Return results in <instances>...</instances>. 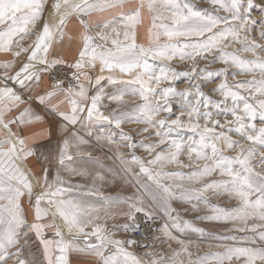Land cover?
<instances>
[{
	"label": "snow or ice",
	"instance_id": "snow-or-ice-1",
	"mask_svg": "<svg viewBox=\"0 0 264 264\" xmlns=\"http://www.w3.org/2000/svg\"><path fill=\"white\" fill-rule=\"evenodd\" d=\"M63 2L68 5L69 0ZM127 2L80 0L71 6L72 14L80 17L84 31L82 43L69 63L50 52L54 42L64 35L63 28L69 13L61 15L55 31L45 22L34 44L23 48L19 40L14 43V37L27 34L29 25H35L42 19L45 0H0V25H5L0 28V52H9L16 47L19 49L14 53L16 57L27 53L26 62L18 71L14 74L8 72L10 65L6 63L2 65L5 72L0 76L5 81L0 87V129L6 132L0 139V264H9V261L13 264H38L27 259L30 235L41 246L46 264H72V253L94 256L97 258L95 264H141L127 251V247L138 244L135 234L142 225L149 229L156 225V231L180 243L182 251L189 257L187 264H212L207 256L192 260L185 241L178 240L173 234V231H191L204 235L203 228L181 219L173 201L199 202L193 204V209L200 204L207 207L206 194L209 193L213 196L226 194L238 200L239 205L231 209L212 206L210 215L197 219L232 223L237 231L253 234L247 242L242 238L244 246H227L223 254H214L215 264H225L234 258L241 264H264V246H250L255 245L257 239L264 241V43L250 38L251 32L259 25L258 39L264 41V15L259 20L252 16L254 9L264 13V0L259 3L255 0H210L215 9L225 13L222 16L197 8L190 0H162L159 4L157 0H139L136 7L119 14V21L114 17L95 25L87 22L86 18L93 13L123 8ZM54 7L59 11L61 4L58 2ZM145 7L149 13H154V31L148 47L136 43L135 32L136 26L142 22L141 10ZM161 7L168 10V16L159 11ZM164 19L171 20V24L157 23ZM118 23L122 25L123 32L118 31ZM93 26L99 29L95 36L90 34ZM121 35L123 40L119 39ZM162 37L165 38L163 43ZM109 42L113 47H108ZM233 44L240 47L228 51ZM240 53H250L254 59H247ZM174 60L193 61L191 78L199 82L178 91L173 82L189 73L171 67ZM198 60H205L207 65L218 61L223 67L217 73L207 65L198 67ZM150 61L168 63L157 71ZM61 65L71 71L68 83L57 79L51 90L37 92L43 75ZM97 65L99 74L93 80L89 72ZM117 69L120 77L104 75L105 71L112 73ZM256 72L261 74V79H255ZM244 74H253V79L236 80L237 76ZM217 75L223 79L215 81L216 86L206 93L203 86L213 83ZM123 76L131 78L124 79ZM229 77L235 83H230ZM85 81L94 90L91 95ZM9 82L14 86H8ZM164 82L167 86L161 88ZM108 86L115 90L106 92ZM61 95L64 99L53 103ZM125 96H139L140 103L127 108L118 106L107 114L101 111L105 99L121 105ZM25 97L34 99L52 117L46 132L41 133L47 136L46 144L29 147L23 127L19 133L13 131L14 125H31L45 119L30 107H24L19 115L8 118L14 109L27 103ZM65 100L70 108L62 111L59 104ZM174 101L179 105V115L173 113ZM161 113L169 115L156 119ZM214 115L224 117L223 122ZM101 121L116 129L127 123L146 125L131 135L123 131L119 133L124 147L131 150L129 158L122 161L127 165L125 175L146 178L134 181L135 191L123 201L126 205L123 208L120 198L103 196L100 189L93 188L89 190L90 194L99 196L101 200L97 208L79 194L82 186L66 183L59 174L54 182L47 181L50 166L73 175L85 174L70 167L74 163L70 147L79 149L89 142L80 135L81 130L88 137H95L98 143H117L114 139L117 133L105 132L102 128L93 131ZM257 121L260 126H257ZM78 124L79 129L76 128ZM150 129H155L154 133ZM61 130L63 135L59 134ZM181 131L191 133L187 141L178 138ZM144 133L158 138L152 142L140 141L139 146L145 150L147 159L135 155L137 143L134 136ZM172 133H177V137ZM233 135L238 138L233 139ZM41 148L46 154L39 151ZM227 152H235L236 155L230 156ZM34 155L38 160L43 156L47 162L42 164L44 183L38 193L34 192L33 183L21 166V161H27ZM87 155L91 157L90 153ZM185 155L187 164L181 159ZM170 165L191 170H166ZM134 166L138 167V172L133 171ZM213 174L224 179L206 180ZM97 178L103 179L99 175ZM25 196L34 210V219L30 223L21 205V198ZM57 217L63 222L62 226L56 223ZM121 217L125 222L115 223ZM49 219L51 222L45 223ZM102 219L104 223H100ZM158 219L162 223L157 224ZM108 220L113 221L111 229L107 227ZM48 229L54 230L52 238L46 235ZM65 230L70 237L67 240ZM120 230L131 232L133 237L114 238ZM230 239L235 240V237ZM174 255L179 256V253ZM149 264L176 262L172 258L160 257L152 259ZM179 264L185 262L180 261Z\"/></svg>",
	"mask_w": 264,
	"mask_h": 264
},
{
	"label": "rangeland",
	"instance_id": "rangeland-1",
	"mask_svg": "<svg viewBox=\"0 0 264 264\" xmlns=\"http://www.w3.org/2000/svg\"><path fill=\"white\" fill-rule=\"evenodd\" d=\"M60 3L61 7L59 11L54 7L56 3ZM80 0H69L68 5H65L63 0H45V5L43 9L42 19L40 21V30L38 31V35L42 31L44 22H47L50 29L53 31L56 30L57 25L59 24L60 17L65 12L69 13L70 17H77L80 19L79 16L76 14H72V5L79 3ZM162 0H157V3H161ZM191 3H193L197 8L205 9L209 11L210 13L214 15H225L222 11H219L215 9L212 4L210 3V0H190ZM256 3H259L260 0H255ZM139 3V0H128L127 3L124 4L123 8L116 9L121 12H126L134 7L137 6ZM159 11L163 13L165 16H168V10L161 7L159 8ZM142 15V22L139 23L136 28V43L138 45H143L145 47H148L150 45L151 40V32L154 31L152 28V17L154 13H149L148 9L145 7L141 10ZM261 15H264V13H261L259 9H254L252 11V16L256 18L257 20L260 19ZM120 19V15H119ZM157 23H165V24H171V20L164 19L157 21ZM123 27L121 25L120 32H123ZM259 37V25L256 26V28L251 32L250 38H256L258 43H264V41H260L258 39ZM119 39L123 40V36L121 35ZM36 40V39H35ZM165 41V38H161V43ZM108 47H113L111 43L109 42ZM240 47L239 44H233L228 51H233L235 49H238ZM241 56L247 58V59H254V57L250 53H240ZM211 59V57H209ZM154 63V65L157 68V71L160 66H163L167 64L168 62L165 61H150ZM71 63V62H69ZM193 61L191 60H185V61H178L174 60L170 63L171 67H174L177 69V71H183L188 72L189 75H181L176 81L173 82V86L178 91H183L191 84L198 83V79L191 78V66ZM198 67H205L207 65V62L205 60H198L197 62ZM211 70H215L217 73H219L220 69L223 67V65L220 62H215L210 65H207ZM235 70V69H231ZM99 74V65L93 70L89 72V75L95 79V77ZM115 75L120 77L121 73L119 70H114L112 73H108L107 71L104 72V75ZM47 76V74H46ZM255 79L259 80L261 79V74L259 72H256L254 74ZM124 79H129L131 77L129 76H123ZM223 76L217 75L214 77V82L209 83L206 86H203V90L206 93H209L210 90L216 86L215 81L222 80ZM253 79V74H244L239 75L236 77V80H250ZM230 83H235L229 77ZM86 87L89 89V94L91 95L93 93V89L88 85L87 81L84 82ZM50 84V83H49ZM51 86V85H50ZM167 86V82H164L160 85V87ZM155 87V85H153ZM115 89L113 86H108L106 88V92H113ZM215 99H218L219 97H214ZM104 107L101 108V111L105 112V114L108 113V111L120 107H129L134 104L140 103L139 96H125L124 101L121 105H118L117 102H110L107 99L104 100ZM215 112V110H213ZM173 113L174 115L180 114V108L179 105L173 102ZM169 114L167 113H161L160 116L156 117V119L167 117ZM174 118V116H173ZM214 118L220 119L221 122H223L224 117L222 116H215ZM228 119H231V117H228ZM185 122L186 119H185ZM203 123V121H201ZM146 125L143 124H136V123H127L122 125L121 129H116L113 125H109L106 122L101 121L93 131H99L101 128L104 129L105 132L113 131L117 133V135L114 137L116 140V144L108 145L105 142H97L95 137H88L87 133L85 131H80V135L83 136L86 140L89 142L85 145H81L79 149L76 147H70V154L73 156L74 163L70 164V167L75 168L77 171H82L85 174L84 175H73L71 172L68 171H62L58 167L50 166L48 168V175H47V181L49 183H52L55 181L57 175L59 174L60 177L68 184H71L73 186L80 185L82 186L80 189L79 194L82 195L85 200L88 203H92L96 205L97 208L100 207V197L91 195L89 190L93 188L100 189L103 196H112L113 198H120L121 199V208L126 207V205L123 204L124 200H127V198L135 191V185L134 181L136 179L144 180L145 177H137L135 175L128 176L124 173V168L127 167V165L122 164L123 160H127L131 154V150L124 147V142L122 141L119 133L123 131L124 133L133 134L137 129H141L145 127ZM257 126L259 125V122L257 121ZM77 129L80 128V125L76 127ZM155 129H150V132L154 133ZM174 137H177V133H172ZM191 135V133L187 131H181L179 132L178 138H183L185 141L188 140V137ZM238 137L236 135H233V139H237ZM134 139L137 143V149L135 150V155L142 158L147 159L149 158L145 152V150L140 147V141H146V142H152L157 140L158 138L153 134L149 135L148 133L144 134H136L134 136ZM87 153L91 154V157L87 155ZM227 155L235 156V152H227ZM182 160L187 164L188 160L186 155L181 157ZM95 161H99V163H95ZM203 162H201L202 164ZM255 163V161H253ZM25 169V168H24ZM29 168H26V170ZM31 170V168H30ZM166 170L169 171H175V170H182L184 172H189L190 168H184V169H178L175 165H170ZM134 172H138V167H133ZM29 175V178L31 179L32 183L34 184L37 182V178L34 177L33 173L27 172ZM102 176L103 179H98L97 177ZM224 179L223 177H220L218 174H213L211 177H207L206 180H221ZM40 182V181H39ZM44 182V180H43ZM43 183H40V186H42ZM198 186V185H194ZM40 189L34 190L35 193H38ZM207 199L209 201V205L205 207L203 204H200V206L196 209H193V204L199 203L197 201H193L192 203H188L183 200H176L173 201V207L176 208L178 215L183 220H188L191 222L195 227L203 228L204 229V235H201L199 233L195 232H185V233H178L173 231V234L178 238V240L185 241V244L187 245L189 251L192 253L191 259L195 260L197 257H205L207 256L209 260L212 261V264H215V261L213 260L214 254H223L225 252V249L227 246H244L242 245V238L244 242H247L249 238L253 235L249 232H239L237 231L232 223H223V222H215V221H208V220H200L197 219V217L210 215L212 206H219L222 208H235L239 205V201L235 198H230L226 194L220 195V196H213L210 193L206 194ZM21 205L22 210L24 211L28 222H33V208L31 206V202L27 196L21 198ZM46 206V205H45ZM100 215L104 216L103 209L100 210ZM51 220H46L45 223H50ZM105 221L102 219L100 223H104ZM125 219L123 217L118 218L115 223H124ZM56 223L58 225H63V222L60 220L59 217L56 218ZM157 224L162 223L161 220H157ZM251 223V221L249 222ZM113 221L108 220L107 221V227L109 229L112 228ZM145 227V226H144ZM156 225H153L151 229L145 227L144 236L141 238H136L138 240L137 245H133L131 247H127V251L131 252L135 257H137L141 264H149V262L152 259H159L160 257L164 258H172L176 264H179L180 261H184L185 264H187V261L189 257L186 253L182 251V245L178 243L176 240H169L166 236L163 235V233L156 231ZM53 229H48L46 231V235L48 238H52L53 236ZM88 231H91V229H88ZM65 239H69L70 237L67 235V232L65 230ZM132 233L128 232L125 233L123 230H120L116 233V236L114 238L116 239H128L132 238ZM231 237H235V240L230 239ZM146 245H152V247H146ZM254 247L264 246V241H260L257 239L255 245H250ZM27 249L30 251L27 254V259L30 261H37L38 264H46L44 261L43 255H42V248L39 245L38 241L35 239L34 236H29V241L27 244ZM110 251H114V249H111ZM146 253H151L152 255H147ZM175 253H179V256H175ZM9 264H13V261H9ZM225 264H241V261L236 260L235 258L232 261H225ZM259 264V262H257Z\"/></svg>",
	"mask_w": 264,
	"mask_h": 264
},
{
	"label": "crops",
	"instance_id": "crops-1",
	"mask_svg": "<svg viewBox=\"0 0 264 264\" xmlns=\"http://www.w3.org/2000/svg\"><path fill=\"white\" fill-rule=\"evenodd\" d=\"M43 14V12H42ZM119 11L116 9L107 10L105 12H97L93 13L91 16L87 17V22L89 25H95L96 23H99L101 21L105 20H112L114 17L119 21ZM40 21H37L35 25H29L27 34L21 33L18 36L14 37V43L15 41L19 40L20 47L28 48L30 45H33L35 42V39L38 36V31L40 30ZM10 23V22H9ZM45 23V22H44ZM118 31H120L121 25L118 23L117 25ZM5 25H0V28H4ZM83 27L80 23V19L77 17H70L68 18V21L66 25L63 28V37L57 39L50 52L63 57L66 61L71 62L73 60L74 55L76 54L77 48L81 45L82 40V34H83ZM99 31V29L95 28L94 26L90 29V34L95 36L96 32ZM23 37V39H21ZM113 38L115 37V34H113ZM19 50L16 47H13L12 51L9 52H0V76L3 75L5 72V69L2 67L4 64H9L10 67L7 69L8 72L13 73L15 71H18L19 68L22 66V63L26 62V56L27 53H22L20 57H16L14 55L15 51ZM5 81L3 79H0V87L4 85ZM8 86L13 87L14 85L9 82ZM15 87L18 88V85H15ZM43 90H51V86L49 84V81L47 79L46 74L43 75V79L40 83V85L36 88L37 92H41ZM35 92L33 93V97H35ZM26 104H22L19 109H14L12 113L9 114L8 118H11L13 115H19V112L24 107H30L34 113L37 115H40L42 117H45V119L41 121L34 122L31 125H14L13 131H16L17 133L20 132V128L23 127V135L26 138V143L29 147H32L36 144H46L47 143V136L41 135L42 132H46L49 121L52 119L50 115H48V112L46 109H44L42 106H39L38 103L34 101V99L27 98ZM64 97L61 95L57 99L53 100V103H58L59 100H63ZM60 110L67 111L70 108V105L65 102L63 104H59ZM79 125V124H78ZM76 125V127L78 126ZM60 135H63V130L59 133ZM6 135V132L3 129H0V139H3ZM7 147V145H5ZM41 153H45V149L41 148L39 150ZM47 163L44 161L43 156L40 157V159H37V156L30 157L27 161H21V166L26 172L33 173L34 177L37 178V182L33 184L34 190L40 189V183H44V170L42 168V164ZM26 168H29L26 170ZM31 168V170H30ZM40 181V182H39ZM33 219L34 216L32 215ZM97 258L88 254H78V253H72L71 254V261L72 264H95Z\"/></svg>",
	"mask_w": 264,
	"mask_h": 264
},
{
	"label": "built area",
	"instance_id": "built-area-1",
	"mask_svg": "<svg viewBox=\"0 0 264 264\" xmlns=\"http://www.w3.org/2000/svg\"><path fill=\"white\" fill-rule=\"evenodd\" d=\"M46 74H47V78L51 86L56 82L57 79H64L65 84H67L68 80L71 79V71L65 65H61L57 69H54V70H49V72ZM66 77L67 79H65ZM144 232H145V227L142 225L141 230L135 234V238L143 237Z\"/></svg>",
	"mask_w": 264,
	"mask_h": 264
},
{
	"label": "bare ground",
	"instance_id": "bare-ground-1",
	"mask_svg": "<svg viewBox=\"0 0 264 264\" xmlns=\"http://www.w3.org/2000/svg\"><path fill=\"white\" fill-rule=\"evenodd\" d=\"M48 79V78H47Z\"/></svg>",
	"mask_w": 264,
	"mask_h": 264
}]
</instances>
